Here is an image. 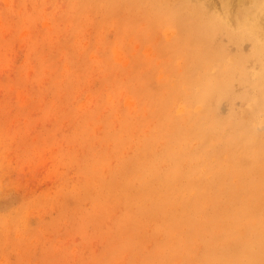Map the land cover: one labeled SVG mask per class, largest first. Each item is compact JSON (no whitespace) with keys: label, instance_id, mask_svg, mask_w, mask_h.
<instances>
[{"label":"rangeland","instance_id":"1","mask_svg":"<svg viewBox=\"0 0 264 264\" xmlns=\"http://www.w3.org/2000/svg\"><path fill=\"white\" fill-rule=\"evenodd\" d=\"M173 31L132 0H0V264H200L201 237L141 195Z\"/></svg>","mask_w":264,"mask_h":264},{"label":"bare ground","instance_id":"2","mask_svg":"<svg viewBox=\"0 0 264 264\" xmlns=\"http://www.w3.org/2000/svg\"><path fill=\"white\" fill-rule=\"evenodd\" d=\"M132 1L173 28L184 64L141 195L201 237L200 264H264V0Z\"/></svg>","mask_w":264,"mask_h":264}]
</instances>
